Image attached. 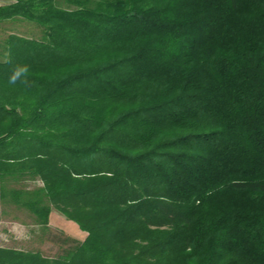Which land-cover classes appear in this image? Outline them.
Masks as SVG:
<instances>
[{"label": "trees", "instance_id": "trees-1", "mask_svg": "<svg viewBox=\"0 0 264 264\" xmlns=\"http://www.w3.org/2000/svg\"><path fill=\"white\" fill-rule=\"evenodd\" d=\"M2 1L0 202L86 238L0 264H264V0Z\"/></svg>", "mask_w": 264, "mask_h": 264}, {"label": "rangeland", "instance_id": "rangeland-1", "mask_svg": "<svg viewBox=\"0 0 264 264\" xmlns=\"http://www.w3.org/2000/svg\"><path fill=\"white\" fill-rule=\"evenodd\" d=\"M5 3L0 0V5ZM64 6V5H63ZM9 34H17L28 38L40 39L41 31L22 19H11L0 23V51L5 54L3 44ZM16 189H33L41 186L39 181H28L12 184ZM62 235L79 242L86 238L76 223L67 220L61 213L52 210L48 228L37 224L35 217L27 210L17 208L9 203L0 202V247L24 252L39 253L46 258L62 255L70 246L55 243L54 237Z\"/></svg>", "mask_w": 264, "mask_h": 264}, {"label": "clouds", "instance_id": "clouds-1", "mask_svg": "<svg viewBox=\"0 0 264 264\" xmlns=\"http://www.w3.org/2000/svg\"><path fill=\"white\" fill-rule=\"evenodd\" d=\"M27 72H28V68H27V66L17 67V68L14 70V73H13V75H12L11 78H10V82L13 83V84H15L16 81H17L18 79H20L21 76H26ZM26 82H27V81H25V83H26Z\"/></svg>", "mask_w": 264, "mask_h": 264}]
</instances>
